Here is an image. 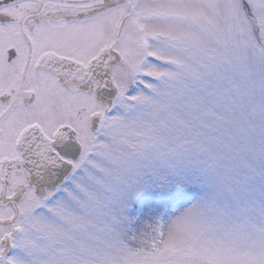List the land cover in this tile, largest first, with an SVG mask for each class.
<instances>
[{
	"label": "snow or ice",
	"instance_id": "obj_1",
	"mask_svg": "<svg viewBox=\"0 0 264 264\" xmlns=\"http://www.w3.org/2000/svg\"><path fill=\"white\" fill-rule=\"evenodd\" d=\"M257 163L264 0H0V264H264V207L117 199Z\"/></svg>",
	"mask_w": 264,
	"mask_h": 264
},
{
	"label": "rangeland",
	"instance_id": "obj_2",
	"mask_svg": "<svg viewBox=\"0 0 264 264\" xmlns=\"http://www.w3.org/2000/svg\"><path fill=\"white\" fill-rule=\"evenodd\" d=\"M133 118L134 115L129 116V119ZM254 167L256 171L253 173L241 166L234 176L236 183L225 185L209 181L203 187L194 188L187 197L164 196L161 194L162 190L154 186L149 179H133L120 189L117 199L126 202L129 210L136 211L134 223L137 219H142L143 224H149L154 215L162 217L164 222H167L190 207L205 193L209 194L219 207L235 214L250 206L264 207V175L260 172V164L257 163Z\"/></svg>",
	"mask_w": 264,
	"mask_h": 264
}]
</instances>
